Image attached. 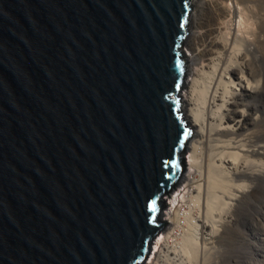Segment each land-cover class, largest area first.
<instances>
[{
	"label": "water",
	"instance_id": "95a60500",
	"mask_svg": "<svg viewBox=\"0 0 264 264\" xmlns=\"http://www.w3.org/2000/svg\"><path fill=\"white\" fill-rule=\"evenodd\" d=\"M192 0H0V264H143L185 170Z\"/></svg>",
	"mask_w": 264,
	"mask_h": 264
},
{
	"label": "bare ground",
	"instance_id": "6f19581e",
	"mask_svg": "<svg viewBox=\"0 0 264 264\" xmlns=\"http://www.w3.org/2000/svg\"><path fill=\"white\" fill-rule=\"evenodd\" d=\"M195 1L200 11L205 5L210 8L205 23L191 14L193 26L185 40L190 66L178 97L182 117L192 129L188 172L181 175L163 214L168 229L165 225L154 238L150 261L143 264L174 258L178 264H195L198 257L200 264H218L222 238L233 230L235 212L260 196L257 181L264 164L261 169L251 164L252 156L264 152V135L240 133L249 111L239 108L247 105L242 96L264 92V70L249 62L264 58V50L255 54L264 48V0ZM242 179L248 182L239 183ZM176 239L179 249L169 244ZM172 250L176 257L169 256Z\"/></svg>",
	"mask_w": 264,
	"mask_h": 264
},
{
	"label": "rangeland",
	"instance_id": "374dc122",
	"mask_svg": "<svg viewBox=\"0 0 264 264\" xmlns=\"http://www.w3.org/2000/svg\"><path fill=\"white\" fill-rule=\"evenodd\" d=\"M196 4L197 2L195 0H192L191 14L195 15L196 13L198 20L200 19V21L202 22L204 21V23L207 22L209 17L208 8H210V6L207 5L203 6L202 11H200L199 9H197ZM191 21L192 20L190 19L187 28V36L185 37L181 46L183 55L188 53L185 40L191 33L190 27L193 26L191 25ZM262 50H264V48L262 49L260 48L258 52H256L255 54L260 55L261 54L260 51ZM185 59L187 62L186 70H185V81H186V79L188 78L187 70L190 64L186 57ZM249 62L252 68L260 71L264 70L263 57L259 56L255 60L251 59ZM182 88L180 91H182ZM241 102L247 105H242V107L239 108V110L243 111V108H245L246 110L248 109L249 112L246 116H244V118H242L240 133H242L243 135H250V136L257 134L264 135V92L257 91V92L248 93L242 96ZM187 157H188V149L186 148L185 170L182 174H186L188 172V165L186 164L188 160ZM252 160L253 162L251 166L256 169H261L262 163L264 164V152H259L257 155L252 156ZM242 180H240L239 183L248 182L246 180L243 181ZM257 182H259V191H260L259 192L260 196H258L259 200L258 198L257 199L250 198V200L246 202L247 204L242 205V208H240V210L238 209L235 212V215L233 216V220H235L233 230H231V233L227 237L222 238L223 248H221V251L219 253L221 256V258L219 259L221 260H219L218 264H222V263L223 264H264V183H262L264 182V174H261L260 179H258ZM180 184L181 182H178L172 191H176L177 189H179ZM172 191L169 193V195L165 196V207L161 210V216H160L161 219L163 220L166 219V216H163V214L166 213L167 211L166 209L169 208V204L171 202L170 196ZM166 228L168 229L167 225L165 226V229ZM162 230L163 228L160 230V233L158 235L163 233ZM169 244L170 246L172 245L171 246L172 248L175 247L176 249H179L180 247V243L178 239L174 240L173 242H171L170 240ZM172 253H174L173 250L171 251V253H169V256L171 255L173 257L174 254ZM150 255L151 254H149L145 262L150 261L149 259ZM199 259L200 258L198 257L197 260L198 263L196 262L194 263L200 264ZM174 260L175 258L173 260L172 259L165 260L166 263L163 261L161 263L178 264L176 262H178L179 260H175V261Z\"/></svg>",
	"mask_w": 264,
	"mask_h": 264
},
{
	"label": "clouds",
	"instance_id": "9594fccd",
	"mask_svg": "<svg viewBox=\"0 0 264 264\" xmlns=\"http://www.w3.org/2000/svg\"><path fill=\"white\" fill-rule=\"evenodd\" d=\"M153 242H154V240H153ZM153 242H152V244H153ZM153 246V245H152ZM152 251V250H151Z\"/></svg>",
	"mask_w": 264,
	"mask_h": 264
}]
</instances>
